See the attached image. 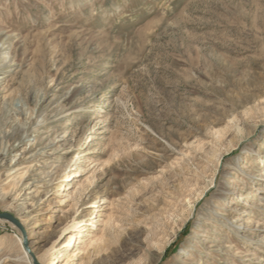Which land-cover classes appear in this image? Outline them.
Segmentation results:
<instances>
[{
	"label": "rangeland",
	"instance_id": "374dc122",
	"mask_svg": "<svg viewBox=\"0 0 264 264\" xmlns=\"http://www.w3.org/2000/svg\"><path fill=\"white\" fill-rule=\"evenodd\" d=\"M2 46L0 264L109 218L93 264H264V0H0Z\"/></svg>",
	"mask_w": 264,
	"mask_h": 264
},
{
	"label": "bare ground",
	"instance_id": "6f19581e",
	"mask_svg": "<svg viewBox=\"0 0 264 264\" xmlns=\"http://www.w3.org/2000/svg\"><path fill=\"white\" fill-rule=\"evenodd\" d=\"M8 42V40H2L1 43H3V46ZM0 47V56L2 54H5L4 58H3V61H6L7 59V56L11 55V52L9 51L8 48H5V47ZM1 61V60H0ZM1 66V65H0ZM235 129H236V132L237 133H244L245 129L242 125L236 123L235 124ZM29 132V131H28ZM214 134L216 136V138L220 139L224 136V132L222 129H216L214 130ZM26 135L25 137H28L29 136V133L25 132L22 136H21V139L23 138V136ZM42 140V139H41ZM38 143V142H37ZM254 151V150H252ZM20 173V172H19ZM18 174V173H17ZM16 174V175H17ZM24 175V174H23ZM23 179V176L21 175V177L19 178V180H17V183L19 184ZM15 180V179H14ZM231 189L232 187L230 188H225L224 191H223V194H222V198L225 199V198H228V194H230L231 192ZM262 205V204H261ZM101 226L103 228H101L100 230V234H96L94 233L93 231H90L87 235H88V238L87 239H83L82 240V247L79 249V251H75L73 252V256L74 255H79L81 256V262L80 264H93L94 262V257H100V255H103V254H106L108 249H109V243H110V236L108 234V229L109 231H112L113 230V227L112 226H109L110 223V218L107 220V221H104V220H101ZM251 221L250 222H246V223H239V224H234L232 229L236 232H239V230L241 228H243V230H249L251 229ZM23 225H25V222L23 221ZM92 227L96 226V224H93L91 223ZM99 225V224H98ZM73 229V228H78L79 231L77 233H80L81 231H83L84 227H82V225L80 224V222L76 221L75 219L73 220L72 224L68 226L67 229ZM88 230V229H87ZM78 238H82L83 235L81 236H77ZM76 236L74 237L73 234L68 238L67 241L65 242H60L59 241V238L57 239V241L54 242V244L52 245V248L51 250L47 251L44 255H42V261L45 262L46 264H50L51 260H52V256H53V250L56 248V247H59V248H62L63 250L61 251L62 252V255L65 254V251L67 250V247L69 246V242L73 239V238H77ZM37 242V241H36ZM66 244V245H65ZM30 246V245H29ZM31 250V248H30ZM77 252V253H76ZM25 253L27 254V251H25ZM28 255V254H27ZM76 255V256H77ZM161 256H162V252L161 251H158L156 253V256L154 258V260L151 262L152 263H155L156 261L160 260L161 259ZM59 261V260H58ZM66 262V259L64 258L60 263L58 264H65Z\"/></svg>",
	"mask_w": 264,
	"mask_h": 264
},
{
	"label": "water",
	"instance_id": "95a60500",
	"mask_svg": "<svg viewBox=\"0 0 264 264\" xmlns=\"http://www.w3.org/2000/svg\"><path fill=\"white\" fill-rule=\"evenodd\" d=\"M0 216H3V214H0ZM4 216H6V215H4Z\"/></svg>",
	"mask_w": 264,
	"mask_h": 264
}]
</instances>
